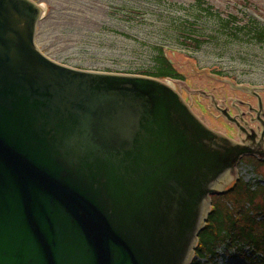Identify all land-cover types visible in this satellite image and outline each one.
Masks as SVG:
<instances>
[{
    "label": "water",
    "instance_id": "obj_1",
    "mask_svg": "<svg viewBox=\"0 0 264 264\" xmlns=\"http://www.w3.org/2000/svg\"><path fill=\"white\" fill-rule=\"evenodd\" d=\"M43 12L0 0V264H189L210 197L263 144L207 126L166 79L50 59Z\"/></svg>",
    "mask_w": 264,
    "mask_h": 264
},
{
    "label": "rangeland",
    "instance_id": "obj_2",
    "mask_svg": "<svg viewBox=\"0 0 264 264\" xmlns=\"http://www.w3.org/2000/svg\"><path fill=\"white\" fill-rule=\"evenodd\" d=\"M33 1L44 11L36 25V46L50 59L69 67L99 72H140L151 65L154 54L151 46L163 45L166 57L182 76L180 80H166L180 92L200 120L233 140L236 137L234 131H229L230 125L197 91L213 94L222 102L246 98L234 84L264 89V44L214 36V40L206 41L200 50L193 51L181 47L171 37L165 40L166 33L172 35L168 29L169 18L178 21L184 17L178 11L181 8L169 3L186 6L194 0H164L165 5L160 7L152 5L151 0ZM204 1L222 16L231 13L241 19V23L254 18L264 25V0ZM125 6L137 7L144 14L131 19L124 14ZM205 27L203 32L210 33V28ZM260 95L264 99V91ZM239 171L252 189L264 184V164L243 158ZM248 254L247 248L222 246L216 257L202 258L199 263L250 264ZM194 258L192 256L190 262Z\"/></svg>",
    "mask_w": 264,
    "mask_h": 264
},
{
    "label": "trees",
    "instance_id": "obj_3",
    "mask_svg": "<svg viewBox=\"0 0 264 264\" xmlns=\"http://www.w3.org/2000/svg\"><path fill=\"white\" fill-rule=\"evenodd\" d=\"M151 4L160 7L165 5V1L151 0ZM169 6L181 8L177 10L184 17L178 21L167 19L172 35L166 33L167 39H164L167 41L171 37L185 49L198 51L206 41L214 40V36L229 41L249 40L259 45L264 44V25L254 18L241 23L236 15L228 13L222 16L204 0H194L186 6L169 3ZM123 8L124 14L131 19L144 14L137 7ZM205 26L210 28V33L203 32ZM151 48H154L151 65L140 72L131 73L160 79H182L166 57L163 45ZM212 206L199 233L195 258L191 264H200L199 260L202 258L211 260L217 256V251L222 246H232L239 250L247 248L250 264H264V184L252 189L250 184L239 180L233 188L212 197Z\"/></svg>",
    "mask_w": 264,
    "mask_h": 264
},
{
    "label": "flooded vegetation",
    "instance_id": "obj_4",
    "mask_svg": "<svg viewBox=\"0 0 264 264\" xmlns=\"http://www.w3.org/2000/svg\"><path fill=\"white\" fill-rule=\"evenodd\" d=\"M238 90L244 91L246 98H231L227 101L216 102V104H212L209 97L203 96V98L205 97L208 104L230 125L229 131H234L236 140L250 138L264 146V99L258 91L252 93L247 89ZM219 109L227 111L229 117L222 115ZM243 158L255 160L260 165L264 164V159L254 155H244Z\"/></svg>",
    "mask_w": 264,
    "mask_h": 264
},
{
    "label": "bare ground",
    "instance_id": "obj_5",
    "mask_svg": "<svg viewBox=\"0 0 264 264\" xmlns=\"http://www.w3.org/2000/svg\"><path fill=\"white\" fill-rule=\"evenodd\" d=\"M171 85H172V83L171 82H169Z\"/></svg>",
    "mask_w": 264,
    "mask_h": 264
}]
</instances>
